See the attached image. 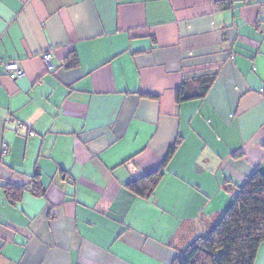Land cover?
I'll return each mask as SVG.
<instances>
[{
    "label": "crops",
    "instance_id": "obj_1",
    "mask_svg": "<svg viewBox=\"0 0 264 264\" xmlns=\"http://www.w3.org/2000/svg\"><path fill=\"white\" fill-rule=\"evenodd\" d=\"M0 58V264H171L264 174V0H0Z\"/></svg>",
    "mask_w": 264,
    "mask_h": 264
},
{
    "label": "trees",
    "instance_id": "obj_2",
    "mask_svg": "<svg viewBox=\"0 0 264 264\" xmlns=\"http://www.w3.org/2000/svg\"><path fill=\"white\" fill-rule=\"evenodd\" d=\"M76 54H71L64 62L66 68L76 67ZM212 79H205L191 89L194 93L177 89V99L184 97H204L212 85ZM181 142L175 140L162 158L159 167L141 178L130 181L125 187L141 197L153 196L167 164ZM225 189L231 193L232 201L222 213L214 215L203 233L180 240L177 254L171 264H254L258 249L264 242V174L256 170L241 185L224 182ZM37 186V182H34ZM12 202L20 199L22 187L6 184Z\"/></svg>",
    "mask_w": 264,
    "mask_h": 264
},
{
    "label": "built area",
    "instance_id": "obj_3",
    "mask_svg": "<svg viewBox=\"0 0 264 264\" xmlns=\"http://www.w3.org/2000/svg\"><path fill=\"white\" fill-rule=\"evenodd\" d=\"M51 59L52 55L50 52L44 53L42 55V60L47 68L51 67ZM0 74H5L10 78L17 79L23 76V70L21 69L19 62L17 60H2L0 58ZM23 128L22 124L17 125V130H21ZM33 132H29V135H33ZM2 153H7V146L3 144Z\"/></svg>",
    "mask_w": 264,
    "mask_h": 264
},
{
    "label": "rangeland",
    "instance_id": "obj_4",
    "mask_svg": "<svg viewBox=\"0 0 264 264\" xmlns=\"http://www.w3.org/2000/svg\"><path fill=\"white\" fill-rule=\"evenodd\" d=\"M254 264H264V242L261 243L258 249L256 261Z\"/></svg>",
    "mask_w": 264,
    "mask_h": 264
}]
</instances>
